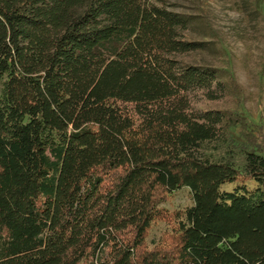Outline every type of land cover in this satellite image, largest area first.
I'll list each match as a JSON object with an SVG mask.
<instances>
[{
  "label": "trees",
  "instance_id": "16d2710c",
  "mask_svg": "<svg viewBox=\"0 0 264 264\" xmlns=\"http://www.w3.org/2000/svg\"><path fill=\"white\" fill-rule=\"evenodd\" d=\"M192 18L150 0H0V264H264V153H207L244 116L203 105L237 88L186 58L207 47ZM182 186L191 204H160Z\"/></svg>",
  "mask_w": 264,
  "mask_h": 264
},
{
  "label": "rangeland",
  "instance_id": "374dc122",
  "mask_svg": "<svg viewBox=\"0 0 264 264\" xmlns=\"http://www.w3.org/2000/svg\"><path fill=\"white\" fill-rule=\"evenodd\" d=\"M150 1L192 15L187 37L203 40L207 47L192 52L186 58L215 65L224 78L234 79L235 92L203 105L239 112L244 116V123L227 132L224 140L208 142L207 153L216 157L235 141L241 142L239 145H254L264 153V0ZM246 183L249 186L255 184L252 179H247ZM236 184L237 181L225 183L222 188L232 189ZM191 203L190 189L182 186L160 204L169 209H179ZM169 228L165 220L154 222L146 236L148 245L159 241Z\"/></svg>",
  "mask_w": 264,
  "mask_h": 264
}]
</instances>
